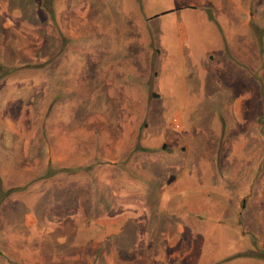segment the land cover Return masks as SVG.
Returning <instances> with one entry per match:
<instances>
[{
    "label": "rangeland",
    "instance_id": "rangeland-1",
    "mask_svg": "<svg viewBox=\"0 0 264 264\" xmlns=\"http://www.w3.org/2000/svg\"><path fill=\"white\" fill-rule=\"evenodd\" d=\"M68 1L0 64V210L58 219L38 264H264V0H138L126 25L93 7L77 39Z\"/></svg>",
    "mask_w": 264,
    "mask_h": 264
},
{
    "label": "crops",
    "instance_id": "crops-1",
    "mask_svg": "<svg viewBox=\"0 0 264 264\" xmlns=\"http://www.w3.org/2000/svg\"><path fill=\"white\" fill-rule=\"evenodd\" d=\"M159 3L163 4L166 2H172L175 6L179 7H230V8H243L257 6V1L260 0H157ZM252 1H256L253 2ZM138 0H70L68 1V10H62L61 15L66 20V24H63L61 28L66 36L72 39L80 38V28L86 26L90 23L95 22V19H89L92 13L93 7H98L101 9L99 15H105L108 20L112 23L118 25L133 24L134 18L138 17L137 12ZM263 5H260V7ZM51 15L52 8L51 4H47L46 0H0V64H7V69H11L10 58L7 62L2 58V56H11L13 53L12 49L15 50V54H21L22 52L26 55L28 50V39H34L36 35L33 31L38 27V22H42V15ZM236 16V15H235ZM251 19L253 14L251 12L245 11L244 17ZM242 21L246 23L248 20L243 17L235 19L236 21ZM58 22V21H57ZM234 23V22H233ZM59 22L56 27H58ZM83 25V26H80ZM115 25V32L123 30V27H118ZM54 28V27H53ZM88 29V27H87ZM91 27H89V30ZM29 32H32L29 34ZM69 34V35H67ZM18 49V51L16 50ZM210 58V56H209ZM3 69L6 67H2ZM3 120L7 122L10 127V118L6 115H0V126L3 124ZM5 135L3 134V138ZM6 145V144H5ZM12 147V146H10ZM9 147V148H10ZM15 210H0V220H2L6 215L12 213ZM56 215L59 214V210H55ZM54 210L49 212L48 210H30L28 212L20 211L17 214H13L14 217L7 219L3 222V226L0 227V264H12L13 257L18 253L21 247L28 249L27 253L21 258L17 259L26 264H38L43 263L42 257L38 252V241L43 245L44 236L39 235L43 225L50 226L58 219H54ZM16 219L19 220V235H13L15 231L12 229V221ZM95 223H100L105 226L112 225L114 222L119 220L116 217H106V218H95L93 219ZM18 223V222H17ZM29 230L28 236L33 235V239H26V230ZM52 229V228H51ZM13 230V231H12ZM53 230V229H52ZM22 232H25L22 237ZM260 235L264 239V217L261 219L260 223ZM4 234H9L11 238L5 239ZM24 234V233H23ZM30 239V240H29ZM14 245L16 252L10 250L9 248ZM264 246V245H263ZM264 249V248H263ZM21 251V250H20Z\"/></svg>",
    "mask_w": 264,
    "mask_h": 264
},
{
    "label": "built area",
    "instance_id": "built-area-1",
    "mask_svg": "<svg viewBox=\"0 0 264 264\" xmlns=\"http://www.w3.org/2000/svg\"><path fill=\"white\" fill-rule=\"evenodd\" d=\"M172 123H173L174 128H178L179 127V124H178V122H177V120L175 118L172 119Z\"/></svg>",
    "mask_w": 264,
    "mask_h": 264
}]
</instances>
